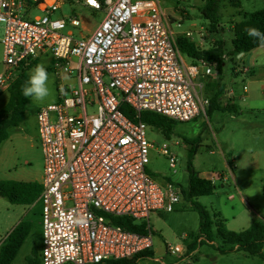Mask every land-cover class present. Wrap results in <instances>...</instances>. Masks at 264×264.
<instances>
[{
  "label": "built area",
  "instance_id": "built-area-1",
  "mask_svg": "<svg viewBox=\"0 0 264 264\" xmlns=\"http://www.w3.org/2000/svg\"><path fill=\"white\" fill-rule=\"evenodd\" d=\"M67 1L0 0V93L42 54L51 56L58 81V101L36 114L44 163L41 264L131 258L154 249L150 216L174 209L182 190L147 171L154 146L147 124L130 118L122 106L136 116L153 111L174 121L206 115L210 99L203 78L217 77V63L186 59L178 39H191L192 31L175 30L160 0H71L105 12L92 33L81 37L70 28L81 26L79 16H53ZM33 4L41 13L25 18L21 9L27 15ZM237 69L249 71L240 64ZM234 93L230 88L226 96ZM156 148L177 167L180 161L167 144ZM121 216L144 230L115 223ZM181 239L165 242L166 253L183 256L194 235Z\"/></svg>",
  "mask_w": 264,
  "mask_h": 264
},
{
  "label": "rangeland",
  "instance_id": "rangeland-1",
  "mask_svg": "<svg viewBox=\"0 0 264 264\" xmlns=\"http://www.w3.org/2000/svg\"><path fill=\"white\" fill-rule=\"evenodd\" d=\"M205 1L160 0V3L164 10L173 16L172 26L175 30L179 33L192 31L191 40L196 45L203 42L202 47L206 48H209L214 40L222 39L226 53L233 47L231 23L241 20L245 13L264 8V0H238V5L232 4L229 0L221 1L217 33L210 30V20L202 12ZM25 10L21 9L25 18H32L35 14L41 13L34 4L27 15ZM64 14H75L82 19L81 26L70 27L77 37L92 33L105 16L104 10H92L71 0L64 2L53 16L59 17ZM178 22L180 26L177 25ZM2 35L3 28L0 24V36ZM184 55L188 61H191L187 53ZM3 59L4 51L0 42V71L4 67ZM248 59H252L254 66L249 65ZM243 63L254 68V73L259 74L262 70L261 65L264 63V54L252 50L246 52L243 58L236 56L235 60H231V57H226L222 65V83L225 89L233 87L236 93L231 100L224 97L222 101L223 104L228 101L233 102L238 107L237 112L223 109L207 111L206 115L203 113L192 120L175 121L169 132L158 125L146 123L147 137L154 143L150 149L147 171L160 181L171 180L180 190L186 192L182 193V198L174 209L151 214L150 223L156 230L155 254L153 257L144 258L138 264H185V261L175 260L173 256L164 252V241L177 243L182 241L183 234L199 233L200 217L192 208L193 201L204 204L215 221L214 241L205 242L198 247L196 252L198 259L193 260L194 264H264V246L263 255L250 254L243 250L227 253H221L218 250L220 246H228L217 232L219 225L222 224L228 230L241 231L248 228L256 219H264V80L250 83V75L243 77L240 73H235L238 65L244 66ZM30 64L31 66L27 69L28 75L37 64H43L46 67L50 76L52 94L50 98L40 102H33L28 98L22 123L10 130L11 136L7 142L10 151L8 163L12 173L15 170L24 171L28 173V177L41 181L44 163L36 114L39 108L57 102L59 91L50 55L42 54L30 61ZM214 72L218 77L217 65L214 66ZM261 78L264 79V75ZM203 81L207 83L213 80L204 77ZM244 83L248 85V93L245 98H242ZM253 85L256 87L254 95L251 94ZM203 91L209 98L214 93L207 85ZM9 95L8 90L0 93V109L7 103ZM194 142H199L200 145L193 159L194 168L202 177L214 176L215 188L209 195L189 197L186 194L189 178L187 163L189 148ZM163 144H167L169 149L177 155L180 161L177 167L172 168L168 156L156 148ZM9 174L11 173L0 168V177ZM223 176H226V179ZM6 203L12 207L7 198L1 197L0 244L18 222V218L24 216L21 211L7 209ZM20 206L27 210L24 218L31 222V229L15 256L13 264H28L27 257L33 254L32 251L40 253L42 249L43 201L38 197L34 203ZM161 255L165 263L154 260V257Z\"/></svg>",
  "mask_w": 264,
  "mask_h": 264
},
{
  "label": "trees",
  "instance_id": "trees-1",
  "mask_svg": "<svg viewBox=\"0 0 264 264\" xmlns=\"http://www.w3.org/2000/svg\"><path fill=\"white\" fill-rule=\"evenodd\" d=\"M223 0H206L202 7L204 16L210 20V30L219 32V8L220 2ZM234 5H238V0H229ZM255 27L264 32V8L253 12L245 13L243 18L234 23L232 27V49L226 53L225 44L222 39H216L214 44L209 48L201 49L195 42L187 37L178 39L179 47L190 57L197 59H205L209 62H216L218 67V77L206 85L211 88L214 93L209 98L210 104L207 111L212 112L215 109L229 110L237 112L238 107L233 102L228 101L223 104L222 97L225 92V86L222 83V65L226 57L233 60L242 52H249L259 47L258 42L250 38L246 29ZM226 53V54H225ZM226 56V57H225ZM34 62V61H33ZM31 66L30 62L25 65L16 79L10 86V92L7 103L0 109V145L9 138L12 127L18 126L24 119L27 109L28 98L22 95L21 88L25 84L28 74L27 69ZM123 111L133 119H141L148 124H154L162 127L166 132L172 130L175 122L168 117L153 111H142L139 116L127 106H122ZM199 142H194L189 148V158L187 169L189 172L187 195L189 197L209 195L214 191L215 184L212 180L202 177L194 168L193 159L198 152ZM42 183L39 181H23L14 179H0V198H7L12 204L29 205L36 201L42 191ZM186 191H182L184 193ZM192 208L199 214V233L194 235V240L188 244V250L194 251L205 242L214 241V220L209 209L202 203L193 201ZM114 222L123 225L129 230L143 231V225L137 224L129 217L121 216L114 218ZM31 229V222L21 220L8 233L0 246V264H13V260L19 252L21 246L25 242ZM217 232L228 246H220L218 250L221 253L243 250L250 254H261L264 246V219H256L246 229L241 231L228 230L219 225ZM198 238H201L198 241ZM32 255L27 257L28 264H41L40 253L32 251ZM153 250H146L138 253L131 258L108 259L101 263L93 264H137L139 260L152 257ZM264 257V255H263ZM71 264V263H65Z\"/></svg>",
  "mask_w": 264,
  "mask_h": 264
},
{
  "label": "crops",
  "instance_id": "crops-1",
  "mask_svg": "<svg viewBox=\"0 0 264 264\" xmlns=\"http://www.w3.org/2000/svg\"><path fill=\"white\" fill-rule=\"evenodd\" d=\"M75 3H78L80 6H84V7H86V8H89V9H92L91 7H88L87 5H85L84 4V2H76V1H74ZM93 10V9H92ZM232 21H234V20H232ZM234 26V22L233 23H231V25H230V27H231V29H232V27ZM221 30H223L222 28H221ZM209 37V36H208ZM208 37H207V39H208ZM203 38V37H202ZM214 42H215V40L213 41V43L211 44V46L214 44ZM202 44H204L203 42H201L200 43V45H198L201 49H204V48H206V47H202ZM254 50V52H258V53H261V54H264V47H257V48H255V49H253ZM245 56V52H242L241 54H238V58H243ZM248 61H249V65H252V66H254V64L255 63H253L252 62V59L251 60H249L248 59ZM243 65L245 66V67H247L248 69H249V71H247V72H242V71H240L239 69H237L236 68V72L235 73H240L243 77L244 76H249L250 75V78H249V82L250 83H256V82H258V81H262V80H264L263 78H261V76H263L264 75V63L261 65V71L259 72V74H256V73H254L255 72V70H254V68L252 69L251 67H249V66H246V64L245 63H243ZM248 65V64H247ZM243 81H245V79H243ZM247 86V88H244V86ZM230 88H232L233 89V91L235 92V90H234V88L233 87H230ZM229 88V89H230ZM242 88H243V94L241 95V97L242 98H245L246 97V94L248 93V85L246 84V83H244L243 85H242ZM227 90L228 89H225V92H224V94H223V97L222 98H224V97H227L226 96V93H227ZM252 95H254V91H256V87L253 85V87H252ZM235 95H236V93H234V96L233 97H235ZM228 98V97H227ZM229 99V98H228ZM232 98H230V100H231ZM11 136V135H10ZM10 136H9V138H10ZM8 138V139H9ZM8 139H6L1 145H0V168H2L3 169V171H8L9 173H11V174H9L8 176H4V177H0V179H14V180H23V181H39L38 179H36V178H31V177H28L27 175H28V173H26V172H24V171H14V173H12V171L11 170H9L10 169V166H9V161H10V157H9V153H10V151H9V147H8V145H7V142H8ZM43 175V174H42ZM41 179H42V176H41ZM39 182H41V181H39ZM40 197V196H39ZM9 201V200H8ZM10 202V201H9ZM7 204V209H11L12 208V210L13 211H21L22 212V215H24V216H20L18 219V222H16L15 224H14V226L17 224V223H19L21 220H25V216L27 215L26 213V209H25V207H21L20 205H23V204H12L11 202H10V204H12V207L9 205V203H6ZM30 205V204H29ZM24 212V213H23ZM161 213V212H160ZM14 226L12 227V229L14 228ZM11 229V230H12ZM10 230V231H11ZM156 232V231H155ZM8 235V234H7ZM7 237V236H6ZM5 237V238H6ZM4 241V240H3ZM3 241L1 242V244L3 243ZM165 242H167V241H164V252L166 253V251H165ZM189 242L187 241V243L186 244H188ZM1 244H0V246H1ZM198 251V249H196V250H194L193 251V255L191 256V259H189V255H188V253H189V250L183 255V256H181V257H174L175 258V260H179V261H185V264H194L193 263V260H195V258H197L196 257V252ZM154 254H155V249H153V256H154ZM152 256V257H153ZM155 258H160V259H163V261L162 262H159V263H165V259H164V257L161 255V256H156V257H154V260H155ZM198 259V258H197ZM141 260H143V259H141ZM141 260H139V261H141ZM156 261V260H155ZM157 262V261H156ZM138 264V263H137Z\"/></svg>",
  "mask_w": 264,
  "mask_h": 264
},
{
  "label": "clouds",
  "instance_id": "clouds-1",
  "mask_svg": "<svg viewBox=\"0 0 264 264\" xmlns=\"http://www.w3.org/2000/svg\"><path fill=\"white\" fill-rule=\"evenodd\" d=\"M246 33L257 41L260 47H264V32L258 28L250 27L246 29ZM21 92L25 98H30L33 102L44 101L51 97L50 76L43 64H37L31 70Z\"/></svg>",
  "mask_w": 264,
  "mask_h": 264
},
{
  "label": "water",
  "instance_id": "water-1",
  "mask_svg": "<svg viewBox=\"0 0 264 264\" xmlns=\"http://www.w3.org/2000/svg\"><path fill=\"white\" fill-rule=\"evenodd\" d=\"M240 54H241V53H240ZM231 60H233V58H232Z\"/></svg>",
  "mask_w": 264,
  "mask_h": 264
}]
</instances>
